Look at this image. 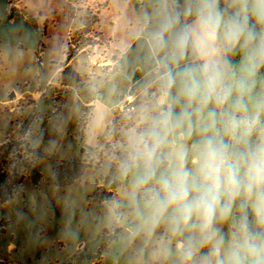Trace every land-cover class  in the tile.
<instances>
[{
  "label": "clouds",
  "instance_id": "1",
  "mask_svg": "<svg viewBox=\"0 0 264 264\" xmlns=\"http://www.w3.org/2000/svg\"><path fill=\"white\" fill-rule=\"evenodd\" d=\"M118 161L151 264H264V0H142Z\"/></svg>",
  "mask_w": 264,
  "mask_h": 264
},
{
  "label": "rangeland",
  "instance_id": "2",
  "mask_svg": "<svg viewBox=\"0 0 264 264\" xmlns=\"http://www.w3.org/2000/svg\"><path fill=\"white\" fill-rule=\"evenodd\" d=\"M141 3L126 0L118 30L105 16L106 32L118 39L121 51L133 35ZM10 7L12 15L13 0ZM80 18L57 62L61 68L74 61L75 69L70 65L47 77L34 65L0 78L1 176L15 169L24 178L14 197L0 203V264H151L147 252H140L139 238L125 239L127 178L118 161L132 121L116 119L113 111L129 88L123 77L137 88L142 72L133 66L130 50L119 71L107 67L108 47L100 33L95 29L96 35L86 36L97 15ZM130 22L134 28L127 30ZM16 26L18 35L22 24ZM31 47L24 52L27 61L35 57Z\"/></svg>",
  "mask_w": 264,
  "mask_h": 264
},
{
  "label": "crops",
  "instance_id": "3",
  "mask_svg": "<svg viewBox=\"0 0 264 264\" xmlns=\"http://www.w3.org/2000/svg\"><path fill=\"white\" fill-rule=\"evenodd\" d=\"M137 1L142 2V0ZM0 2L4 4L0 5L2 8V10L0 9V78L3 73L19 74L28 71L34 65L38 69V73L43 71L47 77L53 76L58 71L62 73L63 69L70 65L75 69L74 61L61 68L57 67V62H61L67 36L77 23L82 22L80 17L83 16V13L92 12L98 17L97 22L91 26V30L86 36L95 35L96 32L93 31L95 29L100 33L98 38L105 41L108 47L106 66L110 69L118 67L119 71L122 57L126 56L127 51L135 42L132 35L121 51L120 46L117 45V42L120 44L118 39L112 33H107L104 25L105 16H107L112 22L110 24L114 27L113 29H119L123 20L122 15L126 7V0L122 2L121 0H13L12 15L8 14L9 8H11V0H0ZM97 5L98 7H96ZM5 19L7 22L3 21ZM18 23L22 24L21 30L23 31L15 35L14 30H16L15 27ZM133 28L134 25L130 22L127 30ZM3 44H5V48L2 47ZM28 44L32 46L31 52L35 56L34 60L31 59L30 61H27L24 56V52H29ZM10 48L19 51V53L12 54L7 51ZM84 51L81 52L84 53ZM79 55L75 60L81 66ZM114 55H117V58L111 63V57ZM130 84L132 83L130 82ZM13 97L11 94L10 98ZM96 102L97 100L93 103Z\"/></svg>",
  "mask_w": 264,
  "mask_h": 264
},
{
  "label": "trees",
  "instance_id": "4",
  "mask_svg": "<svg viewBox=\"0 0 264 264\" xmlns=\"http://www.w3.org/2000/svg\"><path fill=\"white\" fill-rule=\"evenodd\" d=\"M1 152L2 149L0 150ZM26 169H28L27 171L30 176L35 174L34 167L29 166ZM11 173V176H8V173L1 176L0 170V203L9 202L17 193V188L23 183V175L19 174L18 170L13 169Z\"/></svg>",
  "mask_w": 264,
  "mask_h": 264
},
{
  "label": "built area",
  "instance_id": "5",
  "mask_svg": "<svg viewBox=\"0 0 264 264\" xmlns=\"http://www.w3.org/2000/svg\"><path fill=\"white\" fill-rule=\"evenodd\" d=\"M136 93H137L136 86L130 84L127 92L123 94L122 96H120L119 101L113 110L115 113L116 119L117 117L118 118L119 117H131L132 111L137 103Z\"/></svg>",
  "mask_w": 264,
  "mask_h": 264
},
{
  "label": "water",
  "instance_id": "6",
  "mask_svg": "<svg viewBox=\"0 0 264 264\" xmlns=\"http://www.w3.org/2000/svg\"><path fill=\"white\" fill-rule=\"evenodd\" d=\"M123 83L126 85V86H129L130 85V82L128 81L127 78L123 77Z\"/></svg>",
  "mask_w": 264,
  "mask_h": 264
}]
</instances>
